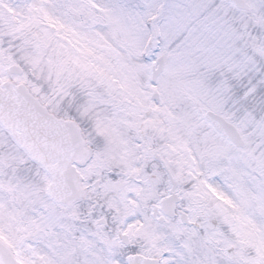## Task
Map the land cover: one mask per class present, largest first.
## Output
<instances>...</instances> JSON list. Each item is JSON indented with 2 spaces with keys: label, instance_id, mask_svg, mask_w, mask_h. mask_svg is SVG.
Returning <instances> with one entry per match:
<instances>
[{
  "label": "snow or ice",
  "instance_id": "snow-or-ice-1",
  "mask_svg": "<svg viewBox=\"0 0 264 264\" xmlns=\"http://www.w3.org/2000/svg\"><path fill=\"white\" fill-rule=\"evenodd\" d=\"M0 264H264V0H0Z\"/></svg>",
  "mask_w": 264,
  "mask_h": 264
}]
</instances>
